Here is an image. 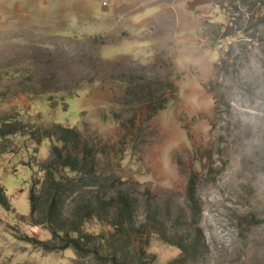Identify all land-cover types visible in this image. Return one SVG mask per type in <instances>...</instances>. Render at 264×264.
I'll list each match as a JSON object with an SVG mask.
<instances>
[{
  "label": "rangeland",
  "instance_id": "374dc122",
  "mask_svg": "<svg viewBox=\"0 0 264 264\" xmlns=\"http://www.w3.org/2000/svg\"><path fill=\"white\" fill-rule=\"evenodd\" d=\"M62 125L96 165L55 199L108 256L33 241ZM0 193V264H264V0H0Z\"/></svg>",
  "mask_w": 264,
  "mask_h": 264
},
{
  "label": "trees",
  "instance_id": "16d2710c",
  "mask_svg": "<svg viewBox=\"0 0 264 264\" xmlns=\"http://www.w3.org/2000/svg\"><path fill=\"white\" fill-rule=\"evenodd\" d=\"M66 133L57 138L59 144H53L51 147L50 156L46 161L39 164L40 170L44 171L43 187L47 190L46 194H50V202L45 215L34 220L33 223H42L49 227L51 231V238L49 240H40L33 238L34 242L41 243L44 248L57 249L72 246L77 252L92 251L96 256H108L105 252V242L99 240L97 242V235L87 232L84 229V221L72 222L68 224L69 215L64 213L58 207V200L55 199L56 193L62 188L64 183L61 179H67L71 175L83 174L86 168H95L96 165V149L88 146L84 142L83 146L74 151L67 149L66 135H72L79 139V131L68 126H60ZM10 134V133H8ZM61 178V179H60ZM189 197L194 198V187H190L188 191ZM29 199L31 203V215L35 211V196L33 191H30ZM122 201V200H121ZM0 203L7 206L8 202L5 194L0 193ZM104 203V202H103ZM65 223V224H64ZM64 232V233H63ZM101 239L103 238L100 236ZM104 251V252H103ZM139 259L146 258V251L143 248L137 250ZM131 256H134L131 254ZM126 252H112L110 258L115 262L121 264H128L125 260Z\"/></svg>",
  "mask_w": 264,
  "mask_h": 264
},
{
  "label": "crops",
  "instance_id": "0c3cea01",
  "mask_svg": "<svg viewBox=\"0 0 264 264\" xmlns=\"http://www.w3.org/2000/svg\"><path fill=\"white\" fill-rule=\"evenodd\" d=\"M144 22H145L144 19H140V20H137L136 22H134V24L139 25V24H143ZM122 35H128V32H126V31L123 30L121 27H119V38H120Z\"/></svg>",
  "mask_w": 264,
  "mask_h": 264
}]
</instances>
